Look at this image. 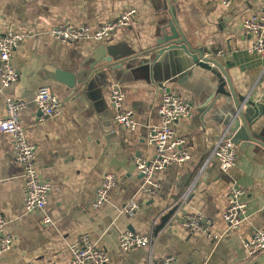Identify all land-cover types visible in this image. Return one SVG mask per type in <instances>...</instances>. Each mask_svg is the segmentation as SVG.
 I'll list each match as a JSON object with an SVG mask.
<instances>
[{"label": "crops", "instance_id": "crops-1", "mask_svg": "<svg viewBox=\"0 0 264 264\" xmlns=\"http://www.w3.org/2000/svg\"><path fill=\"white\" fill-rule=\"evenodd\" d=\"M129 8L135 9L130 24L115 29L103 42H62L48 34L49 27L63 23L97 27ZM169 10L192 45L211 48L234 92L261 107L264 138V62L259 54L247 51L253 36L241 27L243 17L264 14V0H231L229 6L223 0H0V30L28 34L11 57L18 80L0 87V117L5 115L7 97L25 100L20 123L35 145L40 177L52 187L45 206L50 223H46L42 213L26 212L23 170L14 160L11 136L0 132V215L6 219L5 232L13 238L12 248L0 254V264H70L69 246L85 233L107 255L106 264L149 260L155 264L166 256H173L176 264H264V250L248 254L243 247L256 229L264 228V143H235L236 162L227 170L213 158L202 167L228 129L232 101L209 95L210 73L197 65L184 69L177 51L155 57L158 42L168 34ZM94 53L100 59L97 64L105 67L91 71L85 82L68 86L56 79V72L80 79ZM108 55L129 61L117 69L108 67L102 62ZM112 84L121 88L123 107L133 113L132 131L113 120ZM42 86L62 101V112L54 118L40 120L33 103ZM163 87L176 89L191 106L189 115L175 126L186 137L191 157L180 167L156 172L158 189L148 195L142 191L136 159L154 156L146 135L159 124ZM107 173L116 176V185L94 208L96 188ZM233 186L245 191L246 208L239 227L232 230L222 215ZM131 201L138 209L122 212ZM173 206L168 223L155 234L161 216ZM190 213L209 218L210 231L218 237L182 227L181 219ZM126 230L149 236L150 248L121 251L118 235Z\"/></svg>", "mask_w": 264, "mask_h": 264}, {"label": "built area", "instance_id": "built-area-1", "mask_svg": "<svg viewBox=\"0 0 264 264\" xmlns=\"http://www.w3.org/2000/svg\"><path fill=\"white\" fill-rule=\"evenodd\" d=\"M231 0H223L225 6H229ZM135 14L134 8L124 10L116 18L106 21L97 27L86 24L63 23L49 27L48 34L62 42L79 40H93L103 42L107 40L117 28L126 27L132 21ZM241 27L245 34L252 37L247 51L259 54L264 62V14L257 16H245L241 20ZM27 32L8 29L0 30V87H9L18 80V70L12 64L11 57L14 51L27 37ZM218 52L216 55H219ZM264 71V64H263ZM264 85V78H263ZM264 96V88H263ZM110 100L114 110V122L132 131L136 126L133 113L123 107L124 93L117 84L110 88ZM33 103L40 111V120L43 118H54L62 112V101L48 87L42 86L37 89ZM26 102L22 99L7 97L5 100V115L0 117V132L9 134L12 138V149L14 160L23 170L24 208L26 212H40L43 221L50 223L45 214L47 195L51 190V184L40 177L36 166V148L28 141L25 130L19 119L20 111ZM190 104L176 89L163 87L160 103L157 109L159 124L149 129L146 141L154 147L152 159L138 157L136 169L142 180V191L153 195L158 189L155 173L169 166L180 167L191 157L190 149L185 136L177 133L175 126L178 120L189 115ZM218 161L222 170H227L235 165L236 144L232 141L228 129L224 130L214 148L205 159L202 167L211 159ZM116 176L107 173L103 176L96 188L94 208L100 207L108 198L109 191L116 185ZM245 191L233 186L226 195L227 205L223 212V220L228 229H237L242 221L246 203L242 197ZM186 196L184 195L183 198ZM138 209L137 203L131 201L121 208L122 212L132 213ZM6 219L0 215V254L9 251L13 245V238L5 232ZM181 225L192 232H203L208 237L217 238L211 233V220L200 213L185 214L181 219ZM118 245L121 251H127L135 247L151 246V238L147 235L133 231H122L118 235ZM243 247L248 254L264 250V228L256 229L252 236L244 241ZM70 264H106L107 255L100 250L89 234L85 233L69 246ZM148 264H153L149 260ZM155 264H176L173 256H166Z\"/></svg>", "mask_w": 264, "mask_h": 264}, {"label": "water", "instance_id": "water-1", "mask_svg": "<svg viewBox=\"0 0 264 264\" xmlns=\"http://www.w3.org/2000/svg\"><path fill=\"white\" fill-rule=\"evenodd\" d=\"M169 12L171 14V23L167 26L168 34L162 38V41L158 42L154 50L156 52L155 57L159 58L160 55L165 52L175 50L181 55V60L184 61L182 64L184 69L191 68L193 65L205 68L210 73L209 80L213 87L209 95H213L216 98L223 97L226 102L232 101V106L230 105L228 114L232 107L233 110L225 124L230 131V135H232V141L234 143L239 141L258 143L260 140L264 143V138L260 134L263 127H259V116L261 114L260 112H262L261 107L252 100H248L243 95L234 92L230 77L226 74L217 59L211 56V48L203 46L200 43L192 45L178 28L171 13L172 11L169 10ZM95 54L96 53L91 55L85 63L87 68L81 69L80 79L75 78L74 74H67V72H56V79L63 81L68 86H73L75 82H85L91 71L103 69L105 67L97 64L100 59H97ZM130 60H132V58H130ZM125 61L129 60L121 59V57L114 59L111 55L103 57L102 59V62L109 65L108 67H116L118 64L122 65ZM117 68L119 67H116V69ZM162 85L163 84L160 86ZM261 115H263V113ZM175 209L176 207L173 206L166 214L161 216V221L155 228V234L168 223Z\"/></svg>", "mask_w": 264, "mask_h": 264}]
</instances>
